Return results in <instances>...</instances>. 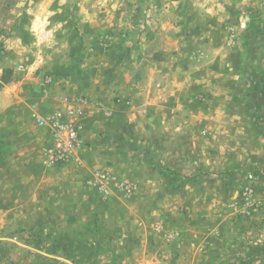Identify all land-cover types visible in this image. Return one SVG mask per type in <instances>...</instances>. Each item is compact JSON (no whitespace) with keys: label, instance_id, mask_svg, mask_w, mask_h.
I'll use <instances>...</instances> for the list:
<instances>
[{"label":"rangeland","instance_id":"374dc122","mask_svg":"<svg viewBox=\"0 0 264 264\" xmlns=\"http://www.w3.org/2000/svg\"><path fill=\"white\" fill-rule=\"evenodd\" d=\"M254 55L264 0H0V264H264ZM84 100V149L47 167L37 118Z\"/></svg>","mask_w":264,"mask_h":264},{"label":"built area","instance_id":"2783aa9c","mask_svg":"<svg viewBox=\"0 0 264 264\" xmlns=\"http://www.w3.org/2000/svg\"><path fill=\"white\" fill-rule=\"evenodd\" d=\"M50 79L46 78L45 83ZM84 111L77 104L66 102L45 118H37L38 125L47 131L49 143L46 146L43 159L47 167H58L76 159L84 149L85 143L81 139V119ZM176 234L172 235L176 239Z\"/></svg>","mask_w":264,"mask_h":264},{"label":"crops","instance_id":"0c3cea01","mask_svg":"<svg viewBox=\"0 0 264 264\" xmlns=\"http://www.w3.org/2000/svg\"><path fill=\"white\" fill-rule=\"evenodd\" d=\"M92 32L97 33V31H92ZM95 37L96 36H94V33H92L93 44L96 45L97 42H99L98 41L99 38H95ZM100 39H102V38H100ZM111 49H112V47H111ZM252 52L254 53V52H256V50L253 49ZM238 61H240V59L237 57L236 58V62H238ZM251 63L252 64L250 66V85H249V88H250V91L249 92H250V99H251V102L250 103L253 105L254 109L257 110V112L258 111L260 112L261 107L264 109V105H262V106L260 105V103H262V101L264 100V90H260L259 89L260 88V85H262L263 82H264V57L261 58V57H257L256 55H254L252 57V59H251ZM74 104H76V103H74ZM77 106L78 107H81L82 110L84 111V116L81 119L80 123L83 126L82 127V131H83V135H84L83 138L85 139V132H84L85 129H84V127H85V124L88 122V120L92 117V113L93 112H91V110H92L91 108H94V106L91 105V104H89L85 100L78 102L77 103ZM253 107H252V109H253ZM57 110L58 109H55V111H57ZM55 111H53V113ZM95 111H99V110L95 109ZM254 112H256V111H254ZM38 118H41V117H38ZM48 143H49V141H48ZM143 188L144 187L141 186V187H139L138 190H141ZM111 195H113V193H111ZM111 195H110V198L112 197ZM110 198H109V201H108L107 204H109ZM121 224H123L127 228H125V230L122 229L121 231H118V229L115 228V227L118 226V224H116L115 227H112V233L113 234H117V232H126V233H128V234H126V236H130V238H126V237H122V236L121 237H118V238H121V241L120 242H123L124 241V243H126L128 241L129 243H131V246L134 245L136 247L139 246V245H142L141 246L142 247L141 249L143 250V255H144V248H143V244L144 243H142V241L145 240V238H142L141 239L140 235H144V232H141V231H144V229H145L144 228L145 227V223L143 221H141V222H138L139 225H134L133 223H130V221L127 222V221L124 220V221H121ZM142 226H144V227L142 228ZM220 226H222V225H220ZM189 228L190 227H189V224H187V222L184 223V225H182V227H181V229L184 230V231H185V229H188L189 230ZM152 236H154V235H152ZM224 252H225V249H224V251H222V254L223 255L220 256V257L225 256L226 253H224ZM147 257L149 258V256H147ZM151 264H159V262L158 261H155V263L151 262Z\"/></svg>","mask_w":264,"mask_h":264},{"label":"trees","instance_id":"16d2710c","mask_svg":"<svg viewBox=\"0 0 264 264\" xmlns=\"http://www.w3.org/2000/svg\"><path fill=\"white\" fill-rule=\"evenodd\" d=\"M12 72L9 69H4L2 72V75L0 77V89L6 85L7 83H9L10 81V76H11Z\"/></svg>","mask_w":264,"mask_h":264}]
</instances>
